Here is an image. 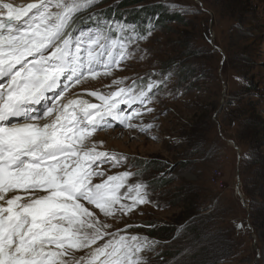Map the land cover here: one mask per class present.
Wrapping results in <instances>:
<instances>
[{"label": "rangeland", "instance_id": "374dc122", "mask_svg": "<svg viewBox=\"0 0 264 264\" xmlns=\"http://www.w3.org/2000/svg\"><path fill=\"white\" fill-rule=\"evenodd\" d=\"M132 2L95 0L77 15L73 28L83 30L95 29L99 12L136 28L128 15L157 16L158 25L146 23L151 36L138 41L140 51L112 75L69 86L64 101L76 94L100 104L90 92L108 95L171 73L146 105L153 111L144 108L130 121L138 127L109 117L108 126L91 137L97 150L121 154L137 166L105 163V176L93 183L139 171L129 182L144 181L150 202L129 215L118 213V219L85 206L112 225L110 232L132 225L128 233L158 241L148 254L150 264H264V0ZM171 14L178 18H162ZM120 107L131 114L141 106ZM148 123L153 127L141 131L139 125Z\"/></svg>", "mask_w": 264, "mask_h": 264}, {"label": "snow or ice", "instance_id": "6c2138e0", "mask_svg": "<svg viewBox=\"0 0 264 264\" xmlns=\"http://www.w3.org/2000/svg\"><path fill=\"white\" fill-rule=\"evenodd\" d=\"M94 3L34 0L16 6L0 0V264H150L148 254L156 250L158 241L127 232L132 225L110 232L112 225L84 203L118 219V213L129 215L150 202L144 181L129 182L139 171L93 183L105 176V163L137 166L97 150L91 137L108 126L109 117L138 127L130 121L144 108L153 111L146 105L171 76L149 78L146 86L133 81L108 95L90 92L100 104L63 102L69 86L112 75L152 34L120 21L73 28L77 15ZM137 104L131 114L120 107ZM139 127L147 131L153 124Z\"/></svg>", "mask_w": 264, "mask_h": 264}, {"label": "trees", "instance_id": "16d2710c", "mask_svg": "<svg viewBox=\"0 0 264 264\" xmlns=\"http://www.w3.org/2000/svg\"><path fill=\"white\" fill-rule=\"evenodd\" d=\"M139 1H141V0H135V2H139ZM135 2H132V3H135ZM125 4H130V3H125ZM143 10H146V9H142V11ZM152 10H156L157 11V7H152ZM142 11H140V9L139 10H135V9H133V12L132 13H137V12H141V13H139L138 15H140V16H142V15H144L146 12H142ZM98 14V16H97V18L98 19H100L101 21H110V17L108 16V14L106 13V12H99V13H97ZM162 14H164L163 12H161V15ZM167 15V14H166ZM162 16V18H164V19H167V18H178L177 16H175V15H173V14H171L170 16ZM129 17H127V19H126V21H130V22H136V23H138V28H137V30L138 31H141V32H143V31H146V30H148V29H150V28H148L147 26H146V23L147 22H149L150 23V25H151V27L153 28V27H155L156 26V24L158 25V22L156 21V18H158L157 16H156V18H150V17H148V18H145L144 20H142L140 17H137V16H135V14H133V15H128ZM254 123V122H253ZM255 124V123H254ZM254 127H258L259 128V125H254ZM256 129V128H255ZM259 162V161H258ZM192 215V213L189 211L188 212V216L187 217H189V216H191ZM166 236V235H165ZM168 236V235H167ZM166 236V237H167Z\"/></svg>", "mask_w": 264, "mask_h": 264}, {"label": "bare ground", "instance_id": "6f19581e", "mask_svg": "<svg viewBox=\"0 0 264 264\" xmlns=\"http://www.w3.org/2000/svg\"><path fill=\"white\" fill-rule=\"evenodd\" d=\"M11 2L16 6H21V5L26 6L30 2H34V0H11ZM80 96H83V95H76L75 94V95H73V97H71L69 99H84L85 98L84 96L82 98ZM67 100L65 99L64 102H67ZM84 100H86V98Z\"/></svg>", "mask_w": 264, "mask_h": 264}, {"label": "water", "instance_id": "95a60500", "mask_svg": "<svg viewBox=\"0 0 264 264\" xmlns=\"http://www.w3.org/2000/svg\"><path fill=\"white\" fill-rule=\"evenodd\" d=\"M95 104V103H94Z\"/></svg>", "mask_w": 264, "mask_h": 264}]
</instances>
